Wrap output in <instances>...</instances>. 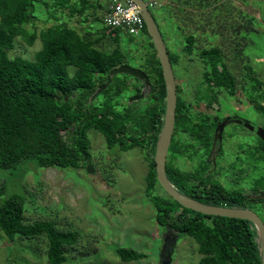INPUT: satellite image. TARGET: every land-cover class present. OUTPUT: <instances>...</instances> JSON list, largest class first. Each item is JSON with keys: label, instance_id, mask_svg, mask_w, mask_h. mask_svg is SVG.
Masks as SVG:
<instances>
[{"label": "trees", "instance_id": "1", "mask_svg": "<svg viewBox=\"0 0 264 264\" xmlns=\"http://www.w3.org/2000/svg\"><path fill=\"white\" fill-rule=\"evenodd\" d=\"M175 2L184 12L193 6H213V23L226 21L228 25L226 0ZM37 4H42L47 11L46 18L36 15ZM91 5L89 0H0V169H14L22 164L31 170L35 166L84 170L91 159L85 133L94 128L103 135L108 149L119 146L122 151L142 150L147 162L145 195L155 209L154 220L178 237L184 234L192 238L200 255L198 264H261L258 236L252 223L181 208L158 184L153 156L163 123L165 86L155 49L145 27L144 36L148 39L143 71L149 79V88H146L149 94L146 104L140 100L128 103L126 90L131 88L132 94L138 95L144 83L128 75H119L118 80L114 79L117 75L109 76L112 69L126 64L127 47L120 50L117 39L108 37L106 27L101 35L100 31L91 32L89 21L102 22V16L97 13H86ZM99 7L97 3L95 9ZM78 18L80 25L88 26L89 31L80 32L71 25ZM37 21L49 23L38 28ZM17 37L28 46L40 41V49L32 61L21 55H9ZM107 40L110 50L104 45ZM184 41L183 50L188 60L194 61L190 58L196 53L194 34L184 36ZM167 53L173 68L179 63V56L171 54L168 48ZM217 55L220 58L216 59ZM220 55L216 47L199 52L205 69L194 102L203 103L205 111L219 104L221 95L233 96L238 87L242 91L248 88L242 81L239 85ZM254 74L252 81L248 80L247 72L244 79L248 85L252 84L254 93L250 99L255 109L260 110L264 108V81ZM128 79L139 83L131 86ZM104 85L100 94L94 95ZM99 95L103 96L101 100L97 98ZM176 99L175 126L166 158V174L174 188L196 201L214 206L250 208L263 201L247 198L242 186L227 190L213 181L214 173H208L211 160L207 157L214 138L211 132L222 119L220 112L214 116L193 112L192 102L185 99V91L177 81ZM259 142L264 159V143ZM180 158L195 163L194 169L182 170L177 164ZM250 191L251 195L258 193L254 189ZM4 196L1 186L0 231L3 235L9 240L15 236H20L21 240L44 236L47 264L66 262L65 249L77 243V233L61 231L53 221L25 223L23 198L17 194ZM179 210L177 222L174 216ZM186 215L189 219L179 224ZM116 253L124 263L145 258L144 254L127 248H117Z\"/></svg>", "mask_w": 264, "mask_h": 264}, {"label": "rangeland", "instance_id": "2", "mask_svg": "<svg viewBox=\"0 0 264 264\" xmlns=\"http://www.w3.org/2000/svg\"><path fill=\"white\" fill-rule=\"evenodd\" d=\"M226 1L228 25H225L226 21L213 23V6H193L184 12L177 8L178 3L176 4L175 0H167L162 7L150 11L169 52L179 56V63L172 68L173 74L185 91V99L192 102L191 110H196L195 113H206L203 103L197 105L194 102L205 69L199 52L216 47L237 82L242 81L248 88L242 91V88L238 87L233 96L221 95L219 104H214L211 112L219 111L221 117L223 114L242 116L250 124L264 129V108L255 109L250 99L254 88L244 79L247 72L248 80L252 81L255 73L257 78L264 81V3ZM89 2L92 5L86 13L91 11L99 17L103 16L107 0ZM97 3L100 4L98 10L95 9ZM35 13L41 19L47 16L42 4L36 5ZM246 16L252 22L246 19ZM47 23L49 22L42 24L37 21L35 25L40 28ZM73 24L80 32L89 31L90 26L91 32L100 31L101 35L104 29L102 22L92 20L88 22V26H81L80 18L73 21L71 25ZM177 26H180L182 31ZM108 30L105 32L110 34L109 38L117 39L120 50L127 47L126 64L143 70V44L147 46V36L130 37L118 29ZM189 34H194L197 41L196 53L190 57L194 61L191 62L186 56V50H183L184 36ZM108 43V40L104 41V45L110 50ZM14 44L15 47L9 55H21L29 61L34 59L41 46L39 40L28 46L19 37L14 40ZM215 57L220 58L218 55ZM248 69L253 72L249 73ZM114 77L115 80L120 79L119 75ZM128 80L135 85L139 83L133 79ZM131 91V88L126 90L125 97L135 96ZM102 97L99 95L97 98L101 100ZM252 99L254 100V96ZM140 101L146 104V97ZM206 114L209 115L208 112ZM85 135L91 153L87 165L92 167V172L71 167L35 166L36 168L31 170L22 164L14 169H0V187L3 186L5 191L3 198L12 194L23 198L24 222L27 224L53 221L59 230L77 233V243L65 249V258L68 260L63 264H159L163 236L171 231L156 224L155 209L145 195L147 162L142 150L133 148L122 151L119 146L108 149L103 135L94 128L87 130ZM259 145L254 131L250 132L235 123L225 126L215 171L216 177L222 180L220 182L223 187L232 190L235 186H242L248 191H264V159ZM177 164L185 171L193 170L196 165L184 158H180ZM233 176L235 181L232 180ZM231 181L235 185H232ZM159 191L167 197L162 190H158V193ZM249 207L264 222V200ZM19 238L20 236H15L13 240H9L0 231V264H47V240L44 236L29 240ZM117 248L131 249L144 254L145 258L124 263L117 256ZM199 258L193 239L184 234L180 235L176 240L171 264H198Z\"/></svg>", "mask_w": 264, "mask_h": 264}, {"label": "water", "instance_id": "3", "mask_svg": "<svg viewBox=\"0 0 264 264\" xmlns=\"http://www.w3.org/2000/svg\"><path fill=\"white\" fill-rule=\"evenodd\" d=\"M135 2L140 11L142 18L144 20V24L148 33V36L151 39L153 47L156 52V56L158 58V62L161 68L164 86H165V111L163 116V123L161 131L158 135L157 144L155 147V152L153 156V160L155 163V171H156V180L162 190L171 197L174 201H176L181 208L191 210L193 212H197L207 216H219L226 218H235L240 220H247L253 224L257 236L258 242L260 246V256H261V264H264V222L250 208H234V207H226V206H214L201 203L196 201L182 193H180L174 186L170 183L167 174H166V158L168 154V149L171 143L174 126H175V108H176V80L173 74V69L169 60V56L167 53V47L165 41L159 31L158 25L156 24L151 11L148 9L144 0H132ZM114 75H128L133 78H137L141 82L144 83V88L141 90L140 94L135 95L129 98V103L132 101H138L142 98H145L149 94V79L143 70L134 69L127 64H123L112 69L109 72V76L112 77ZM106 85L99 88L94 95L100 94L102 89L105 88ZM146 92V94H145ZM236 123H241L240 121H235ZM226 122H222L218 124L214 131V139H213V147L210 152V157H214L217 151L213 152L214 145L216 141H221L222 131L224 129ZM243 127L246 128L250 132H255L258 139L264 143V129L260 127H254L249 122L245 121L243 123ZM214 153V154H213ZM212 157V158H213ZM87 172H92L93 169L90 165L85 167ZM256 199L264 200V191L258 192ZM182 210V209H181ZM175 213L174 219L178 220V216L180 211ZM189 219V215H186L184 220L179 221V224L185 223ZM178 222V221H177ZM170 234V233H169ZM172 234V233H171ZM177 235L174 234L172 237L170 235H166L163 239L162 246L159 252V264H171L172 254L174 251V247L177 240Z\"/></svg>", "mask_w": 264, "mask_h": 264}, {"label": "built area", "instance_id": "4", "mask_svg": "<svg viewBox=\"0 0 264 264\" xmlns=\"http://www.w3.org/2000/svg\"><path fill=\"white\" fill-rule=\"evenodd\" d=\"M167 0H146L148 8L162 7ZM102 24L108 29H118L127 36H144L145 24L138 5L132 0H108ZM146 58V57H145Z\"/></svg>", "mask_w": 264, "mask_h": 264}, {"label": "flooded vegetation", "instance_id": "5", "mask_svg": "<svg viewBox=\"0 0 264 264\" xmlns=\"http://www.w3.org/2000/svg\"><path fill=\"white\" fill-rule=\"evenodd\" d=\"M130 85L132 86L133 85V83H130ZM133 90V89H132ZM128 102V101H127ZM129 103V102H128ZM202 103H199V105H201ZM203 108V107H202ZM211 111H213V110H211ZM211 111H206V113L208 112L209 113V115L208 114H206V113H204V112H201V114H206V115H208V116H214L215 114H218L219 112L218 111H216V112H211ZM221 113V112H220ZM224 115V114H223ZM222 115V119H221V121L220 122H218L217 124H216V126L218 125V124H220V123H222V122H226L225 123V126L226 125H228V124H230V123H235L236 125H239V126H241V127H243V123L245 122V121H247L244 117H242V116H237V115H224L223 116ZM235 121H240L241 123H236ZM247 122H249V121H247ZM216 126H215V128H216ZM225 126H224V128H225ZM254 126V125H253ZM254 127H257V126H254ZM244 128V127H243ZM246 129V128H245ZM215 130V129H214ZM247 130V129H246ZM223 131H224V129H223ZM223 131H222V135H223ZM222 135H221V141H216L215 142V145H214V150H213V152H215V151H217L218 152V149L220 150L221 149V143H222ZM213 136H215V134L213 135ZM214 139V138H213ZM212 147H213V141H212V145H211V149H210V152L212 151ZM209 152V154H208V157H207V159H210L211 160V166H210V168H209V170H208V173H214V175H213V180H215V181H218L219 183H221L220 181H222L221 179H219V178H217L216 177V174H215V171H216V161H217V157H218V154H216L213 158L212 157H210L209 158V156H210V153ZM219 153V152H218ZM214 154V153H213ZM223 177H225V176H223ZM222 177V178H223ZM241 177H243V176H241ZM233 181H235L234 180V176H233V179H232ZM233 181H231V184H235ZM258 194V193H257ZM257 194H252L251 195V193H250V191H248V190H246V192H245V195L247 196V198H250V197H252L253 199H256V196H257ZM179 214H181V211H180V213ZM171 232H172V234H171ZM171 232H166V234H164V236H163V239H164V237L168 234V235H170L171 237H172V235H174V232L173 231H171ZM170 233V234H169ZM175 234H177V233H175ZM178 235V234H177ZM178 238V237H177ZM163 239H162V242H163Z\"/></svg>", "mask_w": 264, "mask_h": 264}, {"label": "crops", "instance_id": "6", "mask_svg": "<svg viewBox=\"0 0 264 264\" xmlns=\"http://www.w3.org/2000/svg\"><path fill=\"white\" fill-rule=\"evenodd\" d=\"M245 1H260V2H263L264 3V0H245ZM107 2H108V0H107ZM107 2H106V5H107ZM105 10H106V7L104 8ZM105 10H104V13H105ZM103 13V14H104ZM229 18V17H228ZM144 42H145V40H144ZM143 47H145V45L143 44Z\"/></svg>", "mask_w": 264, "mask_h": 264}, {"label": "clouds", "instance_id": "7", "mask_svg": "<svg viewBox=\"0 0 264 264\" xmlns=\"http://www.w3.org/2000/svg\"><path fill=\"white\" fill-rule=\"evenodd\" d=\"M145 1V0H144ZM149 10H150V8H148ZM153 15V14H152ZM129 99V98H128ZM128 102H129V100H128Z\"/></svg>", "mask_w": 264, "mask_h": 264}]
</instances>
